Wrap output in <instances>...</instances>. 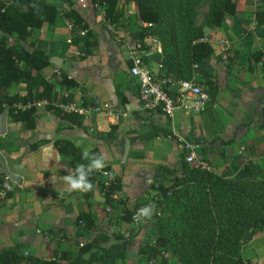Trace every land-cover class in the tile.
<instances>
[{"label": "crops", "instance_id": "obj_1", "mask_svg": "<svg viewBox=\"0 0 264 264\" xmlns=\"http://www.w3.org/2000/svg\"><path fill=\"white\" fill-rule=\"evenodd\" d=\"M83 1L85 7L79 0L70 3L96 35L91 54L85 55L84 38L72 35L64 18L32 32L18 47L48 55L51 65L41 71L44 78H51L57 68L67 72L78 85L71 90L72 102L110 103L113 108L82 116L81 125L59 120L45 101L35 104L33 128L21 129L6 117L0 144L11 146L0 153L8 170L21 180L9 178L10 195L0 204V252L16 248L40 264H74L88 263L106 251L112 257L99 264H157L159 256L149 261L147 253L157 237L153 215H136L154 203L155 187L164 182L162 167H181L184 157L172 133L185 135L195 145V157L208 170L242 179L247 176L242 168L247 161L264 168V5L259 0H237L235 13L220 26L204 28L213 51L200 67L217 91H210L205 78L194 72L190 79L209 93L205 111L190 116L178 112L170 118L142 108L137 80L129 74L128 51L142 26L133 5L124 1L119 12L122 25L113 29L101 8ZM116 35L120 41H115ZM145 61L154 75L178 74L177 62L163 52L151 51ZM55 90L64 93L58 85ZM24 92L22 83L9 88L10 95ZM59 138L73 141L81 151L96 148L104 153L109 169L92 182L91 191L66 190L60 177L73 165L54 146ZM113 177L120 180L122 201L115 208L105 205L101 189ZM81 213L98 217L94 229L76 222ZM89 244L92 247L83 250ZM122 250L123 262L114 256ZM241 255L246 264H264V235L248 240ZM168 264L179 263L170 257Z\"/></svg>", "mask_w": 264, "mask_h": 264}, {"label": "trees", "instance_id": "obj_2", "mask_svg": "<svg viewBox=\"0 0 264 264\" xmlns=\"http://www.w3.org/2000/svg\"><path fill=\"white\" fill-rule=\"evenodd\" d=\"M119 1L89 0L94 7L101 8L103 19L113 29L122 25ZM124 1L133 5L142 24L135 35L143 49L147 38L157 37L164 56L177 62L176 79H190L194 72L199 73L205 78L209 90L213 93L217 91L209 80L210 76L200 67L213 51L205 39L204 28L220 26L228 15L235 13L237 0ZM202 5L207 6V11L197 25L196 16ZM63 18L72 35L84 38L85 55L91 54L97 46L96 35L72 7L70 0H0V114L7 111L9 121L19 123L21 129L34 127L35 104L40 101H45L46 109L59 120L74 125L82 123V115L65 111L59 106L72 102L71 90L78 86L77 83L60 68L52 73L51 78H44L41 71L51 65L48 55L39 49L27 51L18 47V43L25 41L32 32L44 25H56ZM19 83L25 85V92L10 95L9 88ZM56 85L64 93L59 94L55 90ZM19 104L28 107L16 108ZM83 106H86L85 102ZM10 146L0 144V150ZM54 146L71 159L73 170L78 164L87 163L81 159L82 151L73 141L59 138L54 141ZM90 152L98 153V150L95 148ZM242 168L247 176L236 179L225 172L195 167L185 160L179 169L162 167L164 182L156 187L152 184L157 190L152 197L157 206L153 214L157 237L154 246L147 252L149 261L169 250L179 264H246L241 255L243 245L252 238L264 235V168L255 167L250 160ZM108 169L105 166L94 171L90 181H96L101 172ZM4 182L9 184L11 181L0 169V187ZM101 189L106 206L115 208L122 203L118 199L121 186L117 177L102 185ZM10 192L9 189L6 196ZM127 214L132 216V213L124 211V215ZM97 220L95 215L81 213L76 222L94 229ZM91 247L89 244L82 248L87 250ZM123 253L124 250L114 256L123 262ZM111 257L104 251L88 263L76 261L74 264H99ZM161 260L160 264H168L166 257ZM0 264L40 263L28 254L22 256L16 248H7L0 252Z\"/></svg>", "mask_w": 264, "mask_h": 264}, {"label": "built area", "instance_id": "obj_3", "mask_svg": "<svg viewBox=\"0 0 264 264\" xmlns=\"http://www.w3.org/2000/svg\"><path fill=\"white\" fill-rule=\"evenodd\" d=\"M82 7H85L83 0H79ZM83 34V33H82ZM152 45L145 42L144 49L140 42L134 41L131 45L127 59L130 61L129 74L137 80L139 98L144 110H159L167 117H173L175 113H182L186 116L198 115L205 111L209 103V93L193 79H176L171 75H154L145 59L151 51L161 53V44L156 37L149 38ZM149 48L148 51H145ZM57 71V70H56ZM67 94H65L66 96ZM65 111H72L82 116L93 113H109L113 106L110 103L100 105L83 106L81 103L59 105ZM28 105H17L16 108H26ZM176 143L187 163L195 167L208 169L207 164L195 157V145L185 135L172 133ZM10 186L6 182L0 187V204L5 198ZM27 255V253H24Z\"/></svg>", "mask_w": 264, "mask_h": 264}, {"label": "clouds", "instance_id": "obj_4", "mask_svg": "<svg viewBox=\"0 0 264 264\" xmlns=\"http://www.w3.org/2000/svg\"><path fill=\"white\" fill-rule=\"evenodd\" d=\"M81 159L87 163L78 164L74 170H69L67 175L60 177L68 192H87L93 189L90 176L94 171H99L106 166L104 153H92L83 150Z\"/></svg>", "mask_w": 264, "mask_h": 264}, {"label": "water", "instance_id": "obj_5", "mask_svg": "<svg viewBox=\"0 0 264 264\" xmlns=\"http://www.w3.org/2000/svg\"><path fill=\"white\" fill-rule=\"evenodd\" d=\"M264 5V0H259ZM6 117H7V111H2L0 114V135H3L6 131ZM0 163L3 169V172L6 174V176L13 181L19 183L20 178L16 175H13L7 168L5 157L0 153ZM156 211V205L154 203H147L145 206H143L141 209L137 212V218H140L142 215H153Z\"/></svg>", "mask_w": 264, "mask_h": 264}, {"label": "rangeland", "instance_id": "obj_6", "mask_svg": "<svg viewBox=\"0 0 264 264\" xmlns=\"http://www.w3.org/2000/svg\"><path fill=\"white\" fill-rule=\"evenodd\" d=\"M124 5V0H120L119 1V3H118V11L120 12L121 10H122V8L124 7L123 6ZM206 11H207V6L206 5H202V6H200L199 8H198V14H197V16H196V24L197 25H199L200 23H201V21H202V17H203V15L206 13ZM113 38L115 39V41H116V39L117 40H119L120 41V39H121V37H120V35H116V36H113ZM157 38V37H156ZM158 39V38H157ZM159 40V39H158ZM160 41V40H159ZM148 43H149V45H152L151 44V41H148ZM161 44V43H160ZM161 50H162V47H161ZM263 169V168H262ZM166 257V260H167V262H168V259L170 258V257H173V259H176L177 260V258L169 251V250H164V252L162 253H160V255H159V257L157 258V260L155 259V262L157 263V264H160V261H162L161 260V258L162 257Z\"/></svg>", "mask_w": 264, "mask_h": 264}]
</instances>
